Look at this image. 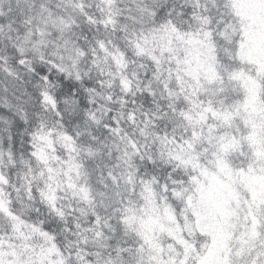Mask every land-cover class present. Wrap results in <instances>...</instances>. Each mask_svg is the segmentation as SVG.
<instances>
[{"label":"snow or ice","instance_id":"6c2138e0","mask_svg":"<svg viewBox=\"0 0 264 264\" xmlns=\"http://www.w3.org/2000/svg\"><path fill=\"white\" fill-rule=\"evenodd\" d=\"M0 264H264V0H0Z\"/></svg>","mask_w":264,"mask_h":264}]
</instances>
